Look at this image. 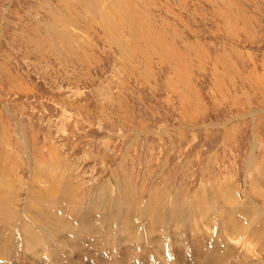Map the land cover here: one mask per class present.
<instances>
[{"label":"rangeland","instance_id":"1","mask_svg":"<svg viewBox=\"0 0 264 264\" xmlns=\"http://www.w3.org/2000/svg\"><path fill=\"white\" fill-rule=\"evenodd\" d=\"M0 164V199L13 212L0 230L18 224L0 264H176L179 227H168L162 257L155 251L151 215L168 212H198L185 254L198 239L202 255L243 252L247 239L208 223L235 190L264 208L253 191L264 182V0H0ZM75 205L74 230L85 217L96 225L71 236L57 209ZM223 216L243 227L235 212ZM25 219L50 226L54 256L25 252ZM133 224L142 243L131 245ZM250 248L248 261L264 264Z\"/></svg>","mask_w":264,"mask_h":264},{"label":"bare ground","instance_id":"2","mask_svg":"<svg viewBox=\"0 0 264 264\" xmlns=\"http://www.w3.org/2000/svg\"><path fill=\"white\" fill-rule=\"evenodd\" d=\"M92 14V13H91ZM3 162H5V161H3ZM2 163V162H1ZM1 165V164H0ZM46 166H47V164H46ZM7 167V166H6ZM4 168V167H3ZM9 169V168H8ZM0 170L2 171L3 169L2 168H0ZM4 171V170H3ZM1 178H3V180H5V178H8V175H1ZM258 178V177H257ZM262 179H264V178H262ZM263 180H260L259 181V183L260 184H263L264 182H262ZM257 184V183H256ZM259 184V189H258V191L257 190H253L256 194V196L258 197V198H260V199H262V201H263V204H264V184L263 185H260ZM14 185V184H13ZM258 185V184H257ZM6 186L8 187V191H10V189L12 188H14L13 186H12V181H10V179H6ZM8 191L5 193L6 195L8 194ZM60 191V190H59ZM66 191H68V190H65V192ZM261 191V192H260ZM61 192H64V190L62 191L61 190ZM229 193H230V191H229ZM10 194V193H9ZM8 194V195H9ZM9 196H12V195H9ZM92 197V196H91ZM225 197V196H224ZM10 198V197H9ZM8 198V199H9ZM16 199V198H15ZM250 199H253L252 197H248V195L246 196V195H244L243 193H240V191H238V190H235V192L233 191L232 192V194H228L227 195V197H226V200H227V203H226V207H224V208H222V210L223 209H225L226 211H224V212H220L221 211V209H219L216 213H218L219 212V214L220 215H222L221 217H224L223 215H228V214H232L233 212H235L236 213V215H237V217H238V220H239V222L241 223V225L244 227H240V228H242V229H240L239 228V224L238 223H235L234 221V223H233V225L232 224H230V226H231V228H229L228 226H226L223 222H221V217L220 216H217V218L216 219H213V220H210V222L208 223L210 226L208 227L209 229H212V227H218V226H221L222 227V229H223V231L227 234V236L231 239V237H234V239H235V241L236 240H238L237 242H241L242 241V237L246 240L245 241V246L246 245H248V246H244L245 247V250L243 251V252H241L242 253V255H241V253L239 252V249H235L236 248V246L234 247V246H231V245H224L223 246V248L222 249H220V250H216V251H210V252H208V250L207 251H204L203 252V255H202V252H200V250H203V249H201V248H205V244H204V242L202 241V240H200V239H198V240H194V243H193V245H192V249L190 248V244H189V247H188V253L187 254H185L183 251H182V243L184 242V243H186L187 241L190 243V241H189V238H188V234H187V226H188V224H187V220H188V218H190V219H192V220H194L195 218H196V216H198V212H197V214L195 215V217H194V214H195V212L194 213H192L193 214V216L192 217H189V216H187L186 218H177V217H175V216H177V215H179V213H177V214H175V216L174 215H172V214H170L169 212L168 213H166V214H162V215H160V216H158L157 217V219H155V217L153 216V215H151L153 218H154V221L157 223V224H160V227H159V236H157V238H160L161 240H158L157 238V240H155L156 242H155V246H156V249L157 250H155L156 251V254L158 255V256H160V257H162V255L164 254V250H165V247H166V244H164V239H163V236H169L170 235V233H172V236L174 235V233L173 232H170V229L173 227V226H171V228H168L170 225H175L176 227H179V229H177L180 233H182V235L184 236V237H176V235H174V238H176V239H179V238H184V240L182 241V243L181 244H179V246L181 247V252H182V256L181 257H179V259L178 258H176V264H259L258 263V261H248V259H251L250 258V256H249V254H248V252H254L253 254H254V256H256V253H255V250H253V249H251L250 248V246H254V245H258V248H259V255L261 256V258H264V222H262V219H264V208H259V206L257 205V202L253 199V202H251V203H249V205L247 206V207H243L242 206V204H241V201H244V200H247V201H249ZM32 200V199H31ZM48 200V199H47ZM11 201H13V199L11 200ZM15 201V200H14ZM50 201V200H49ZM16 202V201H15ZM28 202L30 203V201L28 200ZM52 202V201H51ZM72 202V201H71ZM10 203V202H9ZM8 200L7 199H0V215L1 216H5V215H8V216H11V214L13 213L12 212V210L9 208V206H8ZM219 203H221L220 201H219ZM218 203V204H219ZM11 204V203H10ZM52 204H53V202H52ZM51 204V205H52ZM35 206V205H34ZM72 206V205H71ZM106 206V205H105ZM177 207V206H176ZM218 207V206H217ZM222 207V206H221ZM264 207V206H263ZM31 208V207H30ZM62 208V207H61ZM66 208V207H65ZM64 208V209H65ZM130 208V206L128 207V209ZM177 208H181V206H178ZM215 208V207H214ZM55 209V208H54ZM59 209V208H58ZM57 209V211L59 212V215L60 216H62V217H56V220L58 221V223L60 222V223H62L64 226L63 227H61V230L63 231V228H64V230L65 231H67V234H68V232H69V234L72 236H76V235H83V230H84V228H83V226L85 225L86 227H88V225H90V227L91 226H93L94 224H95V221H90L89 219L90 218H87V217H85L84 219L85 220H83V219H81V223H83L82 225H80V226H78V230H74V228H75V226H77L78 225V223L76 222L75 223V220L72 222V218H73V216H76V214L78 213V212H76V210L77 209H79V206H77V205H75L74 207H72V208H70V206L68 207V208H66V210L65 211H63V210H61L60 211V209L58 210ZM173 209V208H172ZM172 209H171V212H172ZM217 209V208H216ZM131 210V209H130ZM164 210V209H163ZM10 211L12 212V213H10ZM51 211V210H50ZM53 211V210H52ZM71 213H70V212ZM214 211V210H213ZM130 213H131V211H129ZM74 213H76L75 215H73ZM82 213V212H81ZM149 213H150V211H149ZM190 213V212H189ZM45 214V213H44ZM83 214V213H82ZM126 214V213H125ZM218 214V215H219ZM247 214H251L252 216H253V221H251V222H249L248 220H247V218H246V215ZM13 215V214H12ZM26 215V213H24V215L23 216H25ZM30 215V214H29ZM79 215V214H78ZM191 215V214H190ZM200 215V214H199ZM205 215V214H204ZM217 215V214H216ZM55 216V215H54ZM149 216H150V214H149ZM179 216H181V214L179 215ZM203 216V215H202ZM215 216V215H214ZM41 217V216H40ZM47 217H48V215H47ZM81 217V216H80ZM84 217V216H83ZM127 217V216H126ZM206 217V216H205ZM149 218V217H148ZM199 220H200V218L199 217H197ZM207 218V217H206ZM231 218V220H234V217L233 216H231L230 217ZM114 219V218H113ZM131 219V218H130ZM129 219V220H130ZM198 219H196V220H198ZM201 219H203V218H201ZM23 219H20L18 222H19V224H21L22 225V223L20 222V221H22ZM26 221H27V219H25ZM149 220H150V218H149ZM205 220V219H204ZM17 221V220H16ZM40 221V220H39ZM77 221H79V220H77ZM132 221V220H131ZM151 221V220H150ZM36 222V221H35ZM42 222V221H41ZM99 222H100V220H99ZM104 222V221H103ZM197 222V221H196ZM195 221H194V223H196ZM200 222V221H199ZM27 224H28V226H29V228L28 229H25L24 228V231H26V232H24V234L26 233L27 234V236H26V238H24V242H25V245L27 244L28 245V248L25 246V252L26 251H31V252H35L34 253V256L35 257H37L38 258V256L39 255H41V253L39 254V252L40 251H42L43 253H45V254H53L54 252L53 251H48L49 249H51L50 248V246H51V244H50V237L47 235V231H48V229H49V227H46V228H40V227H38V226H35V227H33V225L29 222V221H27L26 222ZM48 223V222H47ZM65 223L67 224V225H65ZM102 224V223H101ZM18 224H15V222H14V224L12 225V227H10V230L8 231H5V232H2L1 230H0V246H1V242L3 241V247H5V249H6V247H8V246H10L9 245V243H10V240L12 241L14 238H16V233H18V232H16L15 230H14V235H12L11 233L13 232V230H12V228L13 227H15V226H17ZM21 225H19V226H21ZM24 225V224H23ZM43 225V224H42ZM96 225V224H95ZM103 225V224H102ZM105 225H106V223H105ZM198 225V224H197ZM207 225V224H206ZM54 226V224L52 225V227ZM157 226V225H156ZM3 227V226H2ZM2 227H0V229L2 228ZM24 227V226H23ZM100 227V226H99ZM135 226H134V224H133V226H132V228H131V232H128V234L126 235V236H128V238L130 239V240H127L131 245H134V242H136V243H140L141 242V235H140V231H137L135 228H134ZM158 227V226H157ZM190 227V226H189ZM4 228H5V226H4ZM20 228V227H19ZM19 228H18V230H19ZM54 228H55V226H54ZM59 228V227H58ZM96 228V227H95ZM102 228V227H101ZM180 228H182V229H180ZM199 228V227H198ZM23 229V228H22ZM77 229V228H76ZM97 229H98V227H97ZM21 230V229H20ZM60 230V229H59ZM57 231V233L56 232H54L55 233V236H56V241H58V235L60 234H58V232H60V231ZM85 230H86V228H85ZM89 230V229H88ZM153 230H154V228H153ZM230 230H231V235L229 234V232H230ZM22 231V230H21ZM51 231H52V229H51ZM61 231V232H62ZM147 231H149V230H147ZM158 231V230H157ZM172 231V230H171ZM196 231V230H195ZM200 231V230H199ZM217 231V230H216ZM28 232V233H27ZM190 232V231H189ZM49 233H50V230H49ZM53 233V234H54ZM63 233V232H62ZM84 233H86L85 231H84ZM100 233V232H99ZM105 233V232H104ZM200 233H202L201 231H200ZM223 233V232H222ZM21 234H23V232L21 233ZM64 234V233H63ZM93 234V233H92ZM95 234V233H94ZM97 234V233H96ZM110 234V233H109ZM195 234V233H194ZM237 234V235H236ZM11 235V236H10ZM51 235H52V233H51ZM70 235H66V237L68 236V238L69 239H71V237H70ZM91 235V234H90ZM99 235H101V234H99ZM103 235V234H102ZM116 235V234H115ZM147 235V234H146ZM179 235V234H178ZM201 235V234H200ZM222 235V234H221ZM236 235V236H235ZM18 236V235H17ZM21 236V238H22V235H20ZM53 236V235H52ZM60 236L61 235H59V238H60ZM86 236V235H85ZM92 236V235H91ZM180 236V235H179ZM231 236V237H230ZM12 237H14L13 239H12ZM65 237V238H66ZM90 237V236H89ZM101 236H99V238H100ZM106 237V239H108V237L107 236H104V238ZM113 237V236H112ZM148 237V239L151 241V243H152V240H151V238H150V236H147ZM170 237V236H169ZM207 237V236H206ZM219 237H220V235H219ZM227 237V238H228ZM18 238V237H17ZM67 238V239H68ZM92 238V237H91ZM102 238H103V236H102ZM191 238H192V236H191ZM216 238H218V237H216ZM220 238H222V237H220ZM65 240L66 241V243H69V239H68V242H67V239H64V236H63V238H61V240ZM87 239H88V237H87ZM96 239V238H95ZM113 239V238H112ZM111 239V240H112ZM147 239V241H149ZM170 239V238H169ZM223 239H224V237H223ZM234 239H233V241H234ZM17 240V239H16ZM59 241V243L60 242H62V241ZM73 240V238L71 239V241ZM91 240V239H90ZM144 240V239H143ZM14 241V240H13ZM12 241V242H13ZM17 241H20V240H17ZM105 241V240H104ZM209 241V240H208ZM217 241V240H216ZM227 241H228V239H227ZM235 241H234V243H235ZM23 242V241H22ZM23 242V243H24ZM54 242V241H53ZM171 242V241H170ZM173 242V241H172ZM224 244H227L225 241H222ZM18 243H21V242H17V244L14 242V244H12V246L13 245H15L16 244V246H18ZM98 243H99V240H98ZM142 243V242H141ZM220 243V242H219ZM241 243H243V242H241ZM103 244V243H102ZM105 244V243H104ZM168 244V243H167ZM197 244V245H196ZM232 244V243H231ZM239 244V243H238ZM22 245V244H21ZM24 245V244H23ZM53 245H55V242H54V244ZM61 245V244H60ZM68 245H70V244H68ZM67 244H66V246H68ZM130 245V246H131ZM146 245V244H145ZM208 245V244H207ZM240 245H242V244H240ZM250 245V246H249ZM11 246V248L13 249L14 248V246L12 247ZM76 245L75 244H72L71 246H69V247H73V249H74V247H75ZM107 246V245H106ZM114 246V245H113ZM149 246V245H148ZM204 246V247H203ZM221 246V245H220ZM243 246V245H242ZM22 247V246H21ZM51 247H53V246H51ZM61 247H62V245H61ZM91 247H101L99 244H97V243H93L92 244V246ZM133 247V246H132ZM137 247V246H136ZM195 247H199V248H195ZM240 246H238V248H239ZM16 248V247H15ZM23 248V247H22ZM54 248V247H53ZM103 248H105V247H103ZM147 248H149V247H147ZM170 248H171V246H170ZM179 248V247H178ZM221 248V247H220ZM242 248V247H241ZM2 250H4L3 248H1ZM10 249V248H9ZM17 249V248H16ZM15 249V250H16ZM24 249V248H23ZM62 249V248H61ZM102 249V248H101ZM197 249V250H196ZM2 250H0V251H2ZM20 250V249H19ZM55 250H56V248H55ZM64 250V249H63ZM75 250V249H74ZM113 250V249H112ZM18 251V250H17ZM16 251V252H17ZM24 251V250H23ZM57 251H59V250H57ZM61 251V250H60ZM59 251V252H60ZM88 251V250H87ZM90 252H91V250H89ZM106 251V250H105ZM108 251H109V249H108ZM129 251V250H128ZM146 251H147V249H146ZM151 251V250H150ZM241 251V250H240ZM21 252V251H20ZM56 252V251H55ZM65 252V251H64ZM107 252V251H106ZM106 252H104V251H101V253H105V254H107ZM7 252L5 251V254H6ZM9 253H11V251L9 252ZM9 253H8V255H9ZM13 253H14V250H13ZM18 253L19 252H17V255H18ZM23 253V252H22ZM129 253V252H128ZM141 253V252H140ZM178 253H180V251H178ZM204 253H206V254H204ZM238 253H240V254H238ZM243 253H247L248 255H243ZM21 254V253H20ZM24 254V253H23ZM44 254V255H45ZM57 254V253H56ZM92 254V253H91ZM142 254V253H141ZM0 255H2L3 256V254H2V252H1V254ZM7 255V256H8ZM13 255V254H12ZM25 255V254H24ZM29 255V254H28ZM33 255V254H32ZM130 255V254H129ZM140 255V254H139ZM30 256V255H29ZM45 256H49V255H45ZM53 256H54V254H53ZM57 256V255H56ZM59 257H60V255H58ZM104 256V255H103ZM144 256V255H143ZM15 257H16V254H15ZM105 257V256H104ZM130 257V256H129ZM150 257V256H149ZM29 258V257H28ZM134 258V257H133ZM132 258V259H133ZM9 259V258H8ZM16 259V258H15ZM33 259V258H32ZM62 259V258H61ZM132 259H130V260H132ZM10 260H11V258H10ZM14 260V259H13ZM52 260V259H51ZM110 260V259H109ZM35 261H37L36 259H35ZM54 261H55V259H54ZM99 261V260H98ZM103 261V260H102ZM162 260H160V262H161ZM225 261V262H224ZM63 262V261H62ZM262 262V261H261ZM264 262V261H263ZM37 263V262H36ZM162 263V262H161ZM164 263V262H163ZM162 263V264H163Z\"/></svg>","mask_w":264,"mask_h":264},{"label":"crops","instance_id":"3","mask_svg":"<svg viewBox=\"0 0 264 264\" xmlns=\"http://www.w3.org/2000/svg\"><path fill=\"white\" fill-rule=\"evenodd\" d=\"M5 171V170H4ZM6 173V172H5ZM6 175H8L7 173H6ZM67 192V191H66ZM66 192H64V193H66ZM72 194V193H71ZM70 197V199H71V201H72V196H69ZM69 203V202H68Z\"/></svg>","mask_w":264,"mask_h":264}]
</instances>
